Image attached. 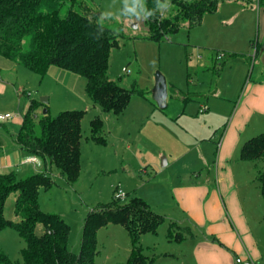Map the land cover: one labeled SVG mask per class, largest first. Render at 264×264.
Instances as JSON below:
<instances>
[{
	"label": "rangeland",
	"instance_id": "1",
	"mask_svg": "<svg viewBox=\"0 0 264 264\" xmlns=\"http://www.w3.org/2000/svg\"><path fill=\"white\" fill-rule=\"evenodd\" d=\"M85 1L100 14L98 18L103 24L122 32L118 45L112 47L109 54L108 75L126 89H134L129 105L121 114L104 111L90 100L85 89L86 80L80 74L52 65L41 75L0 54V110L20 115L6 120V123H0V162L4 163L3 166L0 165V172L13 171L22 179L31 172L46 170L43 157L21 151L15 143L20 120L29 109L32 99L41 102L44 97L48 99V107L41 104L36 108V120L46 107L52 116L67 109H83L86 113L82 119L79 180L71 183L54 169L51 173L53 183L49 187H41L39 195L45 212L58 213L70 224V249L75 252L80 250L83 225L89 211L111 202L114 186L120 185L130 193V199L135 195L143 199L147 197L149 200L146 201L166 217L157 233L147 232L142 235L143 254L157 258L161 251L177 250L180 259L159 257L154 264H184L186 261L194 264L193 247L199 238L207 235V228L200 224L195 226L184 215L178 216L183 223L170 218L169 213L174 208L169 184L171 169L163 166L161 158L158 166L154 167L156 176H149L143 168L145 158L137 151V147L141 149L142 146V143L137 144V137L140 133L155 136L158 145L173 154L175 163L172 173L177 175L187 167L192 154L186 155L185 151L195 139L183 122L171 120L170 117L183 106L192 113L202 114L206 111L200 108L201 104L206 103L215 108V111L222 112V115L215 114L208 118L206 124L204 119L196 121L201 127L202 137L207 139L202 142L203 150L214 153L216 160L213 140L218 138L220 131L217 135L215 129L223 126L228 117L230 120L231 115L234 117L232 113L237 109L240 95L250 82V72L254 70V79L259 69V60L252 69L249 61L245 62L238 55L254 56L255 46L249 42V37L253 35L256 38L260 27V13L264 11V7H258L259 0H225L218 11L206 14L200 25L190 30L183 26L178 32L159 42L143 37L147 32L144 0ZM67 5L69 1L66 2ZM66 10L67 7H64L63 15ZM163 11L165 14H172L175 6L167 1ZM134 14H138L139 18ZM229 17L230 20H226ZM235 53L238 55L233 56ZM157 73H161L167 81V105L164 108L158 105L154 96ZM243 77V82H240ZM262 77L263 80L264 75ZM138 91H143L145 95ZM214 94L216 97H213ZM207 96L210 102H207ZM95 116L104 121L98 136L106 139L104 143L91 138L90 124ZM251 122L246 129H241L239 124L235 125L230 136L226 137L224 147L227 149L226 161L230 159L232 167H235L234 175L243 174L255 180L254 163L239 159L243 142H236L240 134L244 133L245 142L264 131L253 130V124L257 122ZM215 123L217 126L213 128ZM212 136L216 138H211ZM198 140L200 144L201 138ZM196 148L199 151L198 146ZM178 155H182V158L176 159ZM211 169L214 170L213 165ZM151 177L153 178L150 179ZM16 194L17 192L10 193L6 200L5 214L8 218H16ZM155 195L159 199L156 200ZM161 195L163 204L156 206L154 203L162 201ZM172 220L176 222L172 226L174 234L179 233L180 237L188 235L191 227L197 233V239L168 244ZM42 228L43 225L39 224L38 230ZM236 237L241 242L238 234ZM209 239L219 243L213 236H209ZM0 246L17 264H25L23 248L26 243L14 227L9 226L0 231ZM131 246V239L122 224L102 226L97 231L98 254L94 264H126L132 255Z\"/></svg>",
	"mask_w": 264,
	"mask_h": 264
},
{
	"label": "trees",
	"instance_id": "2",
	"mask_svg": "<svg viewBox=\"0 0 264 264\" xmlns=\"http://www.w3.org/2000/svg\"><path fill=\"white\" fill-rule=\"evenodd\" d=\"M167 1L175 6L172 14L163 11ZM224 1L144 0L147 32L143 37L160 42L183 26L190 30L200 25L206 14L216 12ZM262 3L259 0V5L264 6ZM64 7L67 10L63 15ZM99 15L85 0H0V54L41 75L52 65L78 73L85 78L86 92L95 105L121 114L134 89H126L111 79L108 68L110 51L118 45L122 32L103 24ZM255 43L256 40H251L252 45ZM258 53L259 44L256 56ZM138 93L145 95L143 91ZM41 104L48 107L38 99L31 100L17 132V142L26 152L43 157L46 170L22 179L13 171L0 172V231L9 226L18 231L26 243L25 264H94L98 229L120 223L132 244V255L126 264H154L156 258L142 252L141 237L147 232L157 233L166 217L145 199L137 195L130 199L128 192L127 202L113 195L111 202L90 210L83 225L80 250L70 249V224L58 213L45 212L39 195L41 187L53 183L54 169L71 183L79 180L82 119L86 111L67 109L52 116L48 110L36 120V108ZM90 125L91 138L106 142L98 137L104 126L102 118L93 117ZM225 129L226 126L221 134ZM240 158L254 163L255 180L264 200V131L243 143ZM12 192H17L14 206L17 219L5 214L6 200ZM174 223L170 222L168 238L180 240V234L172 232ZM39 224L43 225L41 230ZM0 264H17L1 246Z\"/></svg>",
	"mask_w": 264,
	"mask_h": 264
},
{
	"label": "crops",
	"instance_id": "3",
	"mask_svg": "<svg viewBox=\"0 0 264 264\" xmlns=\"http://www.w3.org/2000/svg\"><path fill=\"white\" fill-rule=\"evenodd\" d=\"M257 4L259 8L264 7L259 5L258 1ZM230 18L231 17L226 20H230ZM252 36L253 35L249 37V42L251 43V40H256V43L252 45L255 46L256 51L257 45L259 44L258 55L256 56L255 51L254 56L251 55L252 57H250V54H248V56L246 54L238 55L236 53L233 54V56L238 55L245 62L249 61L248 63H250L252 69L259 60V69L256 71L254 79H252L254 70L250 72V82L248 84L246 83L247 88L240 95L238 100V102H240L237 109L232 113L234 114V117L231 115L232 119L230 117L229 120L228 117L223 126L216 127L215 129V134L220 131L218 138L213 140L215 143L214 151L216 152V160L214 159V153H209V151L203 150L204 144L202 142L207 139L206 137H202L201 127L197 125L196 121L204 119V124H206L208 118L215 114L222 115V112L219 113L218 111H215V108L209 107L206 103L201 104V109H204V105L206 106V109H204L206 112H203L202 114L192 113L191 110H187V107L183 106L182 109H178V111L170 117L171 120L175 119L183 122L195 139V142L188 146L185 151L187 153L186 155L192 154L187 161V167L184 170H180L177 175H173L172 173V167L175 163V160L172 159L173 154L171 152L168 153L166 149H163L158 145L155 136L151 137L150 135L140 133L137 137V139H139L137 144L142 143V146L140 147L141 149H138L137 147V151H140L141 155L145 158L143 161V168L144 171L150 174L149 176H156L157 171L154 167L158 166L161 158L163 160V166H168L171 169L170 173L172 175L170 174L169 176V184L172 193V201H174V208L169 213L171 215H169L170 218L183 223V220L178 219V216H185V218L191 220L195 226L200 224V226L207 228V235L202 238H199L198 236V243L193 247L194 264H236L234 259L237 254L250 255L253 259L264 264V200L260 185L255 182L254 179L251 180L252 177L247 178L243 176V174H240L239 176L234 175L233 168L235 167H232L230 159L226 161L227 149L224 147L226 137L230 136L235 125L239 124L241 129H246L249 124H252L251 121H255L257 123L253 124V130H264V79L262 80V76L264 75V48H262L264 39V11L260 13V27L257 31V36L255 39ZM243 80L244 77L242 78V81H237L243 82ZM213 97H216V95ZM207 102H210L208 96ZM0 112L9 111L0 110ZM16 115L18 114H15V118L20 116ZM12 118L8 119V121ZM22 120L23 116L20 123H22ZM0 123L6 122L4 121ZM242 124H245V126ZM163 126L164 125L162 124V129L164 128ZM215 126H217V123L214 124L213 128H215ZM225 126L226 129L221 134V130ZM243 134L239 135L236 141L238 144L241 140L244 143ZM199 138H201L200 144H198ZM203 138H205V140ZM211 138L216 137L212 136ZM167 141L170 142L169 139H167ZM15 143H17V146L21 151H25L18 144L17 140H15ZM181 143L184 144V141H181ZM243 143H241V147ZM196 146H198L199 151H197ZM240 152L239 159L242 160L240 158ZM180 158H182V155L176 157V159ZM221 163L223 164V167L221 166ZM3 164V162H0V165L3 166ZM212 165L214 166L213 171L211 169ZM253 169L255 172L254 165ZM149 170H151V172ZM58 173L59 172H57V174ZM145 198L149 200L147 197ZM155 199L157 200L159 197L157 198L155 195ZM161 199L162 201L159 200V202L154 204H156V206L162 205V195ZM151 207L157 211L153 205ZM175 220L172 221L175 222ZM209 223H211V225H209ZM237 234L240 237L241 242L237 240ZM209 236L218 239L219 243L210 240ZM195 238L197 239V233L190 227L188 235L182 236L180 240H170L168 238L167 243L171 244L172 242H176L179 244L181 241ZM157 255V258L169 257L170 259H180L177 250L171 252L166 249ZM184 264H191V261H186Z\"/></svg>",
	"mask_w": 264,
	"mask_h": 264
},
{
	"label": "built area",
	"instance_id": "4",
	"mask_svg": "<svg viewBox=\"0 0 264 264\" xmlns=\"http://www.w3.org/2000/svg\"><path fill=\"white\" fill-rule=\"evenodd\" d=\"M204 109H206L205 105H204ZM14 116L15 114H13L12 112H0V122H4ZM219 144H220V141H219ZM114 187H115L114 193H113L114 198L120 201H126L128 197L127 192L120 185H116ZM235 263L236 264H262L259 261L253 259L250 255H246V254L235 255Z\"/></svg>",
	"mask_w": 264,
	"mask_h": 264
},
{
	"label": "water",
	"instance_id": "5",
	"mask_svg": "<svg viewBox=\"0 0 264 264\" xmlns=\"http://www.w3.org/2000/svg\"><path fill=\"white\" fill-rule=\"evenodd\" d=\"M262 48H264V39H263V44H262ZM168 95V88H167V81L166 78L161 74V73H157L156 75V85L154 88V96L158 102V105L160 107H164L166 106V98ZM43 103L48 102V99L46 97H44L42 99ZM48 109L45 108L44 109V113H47Z\"/></svg>",
	"mask_w": 264,
	"mask_h": 264
},
{
	"label": "clouds",
	"instance_id": "6",
	"mask_svg": "<svg viewBox=\"0 0 264 264\" xmlns=\"http://www.w3.org/2000/svg\"><path fill=\"white\" fill-rule=\"evenodd\" d=\"M134 15H136V17L139 18V15L138 14H134Z\"/></svg>",
	"mask_w": 264,
	"mask_h": 264
}]
</instances>
